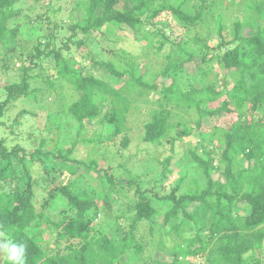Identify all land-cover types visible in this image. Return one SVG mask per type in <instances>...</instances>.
<instances>
[{
	"label": "trees",
	"instance_id": "trees-1",
	"mask_svg": "<svg viewBox=\"0 0 264 264\" xmlns=\"http://www.w3.org/2000/svg\"><path fill=\"white\" fill-rule=\"evenodd\" d=\"M19 1L0 0V43L7 49L15 44L18 36V25H12V19L20 15V10L14 9ZM190 1L71 0L68 10L71 33L63 40L65 47L54 45V36H51L35 43L32 52H9L0 57L2 71L15 68L14 64L18 61L21 63H17L19 79L2 86L5 97L0 100V117L10 101L32 93L29 79L35 75L31 76L29 71L44 58L54 70L41 71L46 76L44 82L48 87L55 88L56 84L65 82L73 90L80 91L68 107L79 127L86 120L101 116L99 120L107 122L110 127L109 138L127 129V112L138 100L137 96H144L142 101L148 103L153 91L159 96L149 110V118L143 121L141 140L145 142L170 143L172 146L178 138L190 136L192 126L177 119L179 111L193 109L195 128H199L206 119L212 122L213 115H222L223 112H234L236 115V120L227 126L218 124L208 131L199 132L207 141L198 139L197 143L202 147L200 154L194 148L189 151L197 172L194 190L180 192V185L176 184L169 193L159 195L161 199L172 201V206L163 217H158L152 200L136 188L137 200L130 205L134 212L129 216V227L125 231L119 228L101 234H95L94 228L96 217L106 215L111 208L109 195L113 181L107 176L104 178L106 183L101 182L102 188L99 189L92 185H79V180L74 179L70 183L56 184L46 191L44 205L54 198L55 191L66 198L71 211L66 219L53 221L36 207V188L45 189L54 181L49 175L55 168L49 169L48 162L66 167L71 173L76 172L75 168L79 165L84 169V172L77 173L81 176L90 170L96 171V175L103 171L96 161L76 160L69 154L71 148L46 150L43 148L44 138L31 150H24L18 145L9 149L1 136L0 230L5 231L14 242L26 244V264H121V257L126 251L142 249V244L135 240L132 233L138 222L143 220L151 225H165L171 218H174L171 227L175 236L180 237V232L187 229H193L194 235L181 238L187 242L184 260L179 258L178 249L167 247L172 256L170 264H196L199 259L205 264H264V116L257 120L253 116L259 106H264V0H247L249 8L259 15L261 22L252 17L237 18L231 23L229 34H224L223 25L217 19L219 40L211 46L213 52L210 56L205 50L209 46V34L205 33L202 36L205 41L195 39L198 45L193 48H188V41L179 40L176 45L180 49V57L166 64L165 70L172 68V73L175 71L176 74L184 62L196 55L204 64L214 61L227 72H232L234 82L226 90L216 89L213 83L185 90L172 73L168 82L158 83L159 73L147 74L146 71L147 79H144V72L133 62L127 63L129 67L126 69H116L109 61L90 64L75 58L78 54L83 58L82 52L76 51H81L86 44L84 36L103 28L123 29L124 25L138 40L154 33L161 46L168 41L163 29L171 25L170 20L176 21L186 32L196 21L207 25L204 8L208 7V12L209 3L205 4V0H200L199 4L193 2L192 7H196L193 12ZM34 2L42 3L46 14L61 9L60 5L55 7L59 0ZM162 13L169 14L170 20L161 18ZM245 26H256V30L251 35H244ZM73 46L74 52L71 50ZM63 49H67L68 53L64 54ZM94 64L105 66V76L92 71ZM206 67L201 73H207ZM119 80L122 84L115 87V81ZM108 100L110 108L102 115V107ZM213 101H217V105L212 107L210 103ZM169 104L175 107L174 122L171 121L174 109ZM24 113L23 109L18 111L13 122L20 124L19 118ZM0 125H4L1 120ZM92 141L95 144L101 142L98 139ZM118 142V147L124 148L129 143V137L125 135ZM110 143L115 144V140ZM57 158L59 161H55ZM34 162L42 167V177L34 176L30 168ZM161 163L168 164L169 156ZM163 171H157L158 178L164 176ZM130 183L131 180L126 184ZM48 223L56 227L55 244L62 239L70 240L66 244L68 251L56 250L48 255L44 249L48 244L42 238ZM203 231L208 234L205 241L199 234ZM165 233L168 234L169 230ZM74 238L78 239L75 244L72 241ZM194 244L196 246L191 247ZM155 263L162 262L145 264ZM2 264H10L4 255Z\"/></svg>",
	"mask_w": 264,
	"mask_h": 264
},
{
	"label": "rangeland",
	"instance_id": "rangeland-1",
	"mask_svg": "<svg viewBox=\"0 0 264 264\" xmlns=\"http://www.w3.org/2000/svg\"><path fill=\"white\" fill-rule=\"evenodd\" d=\"M193 2L199 4L200 0L190 1L191 11L194 12L196 7H192ZM204 3H209V11H206L208 7L204 8L205 20L208 24L205 25L201 21H196L189 27L188 32L184 31V28L179 26L176 21L170 20L169 14L162 13L160 17L170 20L171 25H167L163 29L168 41L161 46H159L160 42L154 33L149 34L145 39L138 40L131 29L123 25V29L114 27L107 30L103 28L86 34L84 36L86 44L82 46V50L77 49L76 51L74 46L71 50L82 52L83 58L79 54L75 58L83 63L92 64L103 60L114 63L116 69H126L129 67L128 64L133 62L144 72V79H147L145 75L147 71V74L159 73V76H157L158 83L168 82L172 68L166 71L168 68L165 70V67L168 61H175L180 57V49L176 45L179 40L188 41V48H193L198 45L197 40L205 41L202 36L208 33L210 42L205 50L208 52L207 55L210 56L213 52L211 46L219 40L217 32L218 18L223 25L224 34H229L230 25L237 18L252 17L261 22L259 15L249 8L247 0H205ZM41 4L34 2V0H20L14 5V9L20 10V15L16 19H12V25H18V36L15 39V44L9 45L8 49L0 43V57L9 52H32L35 43L51 36H54V45L65 47L64 41L71 33L68 28V22H70L68 10L71 0H59L55 7L60 5L61 9L50 14L45 13L46 8ZM255 30L256 26H245L242 32L244 35H251ZM195 39L197 40L195 41ZM12 48L13 50L10 51ZM63 50L64 54L68 53L67 49ZM17 63L20 62L14 64L16 69L10 68L6 71L0 69V100L5 97L2 86L16 81L20 77ZM38 65L41 66L37 67ZM205 67L207 73H201ZM43 70L44 72H54L45 58L33 67L32 71H29L31 76L35 75V77L29 79V89L32 93L28 97H20L10 101L4 110V115L0 117V120L4 122L3 126H5L0 125V137L5 138V145L9 149L14 145H18L23 147L24 150H31L38 145L41 138H44L43 148L46 150H51L53 147L64 150L71 148L69 153L71 157L76 160H94L101 166L103 171L100 170L98 175H96V171L90 170L81 176H77V173L84 172V169L79 165L75 168L76 172L71 173L66 167L48 162L47 167L49 169L55 168L49 175L50 177L53 176L54 181L49 183L48 186L46 185L45 189L36 188L37 209L41 210L45 216H49L51 220L58 221L70 216L71 211L66 198L56 191L54 192V198H50L48 204H42L43 198L47 196V190L53 188L56 184L70 183L74 179L79 180V185H92L99 189L102 188L101 182L106 183L104 181L106 176L111 178L113 181L109 195L111 208L106 215L101 214L96 217L95 234H101L109 230L115 231L119 228L125 231L129 227V216L134 212L130 205L137 200L136 188H139L144 195L152 200L156 215L163 217L172 206V201L161 199L159 195L169 193L176 184L180 185V192L195 189L194 178H196L197 172H195V162L189 151L194 148L197 153H201L202 147L197 143L198 139L207 140L199 132L208 131L212 126L218 124L227 126L231 121L236 120L234 112H223L222 115H213L212 122L206 119L199 128H195L194 111L193 109H187L179 111L177 119L192 126L190 136L178 138L172 146L170 143L154 144L142 141L143 121L149 118V110L154 107V100L159 96L158 93L153 91L150 92L148 103L142 101L145 98L144 96H137L138 100L133 102L127 112V129L120 132L118 136L109 138L110 127H108L107 122L99 120L101 116L86 120L79 127V122L73 117L68 107L77 99L80 91L73 90L65 82L61 84L62 86L56 84L55 88L48 87L44 82L46 76L41 73ZM92 71L102 77L106 73L105 66H98L97 64H94ZM40 73L41 75H38ZM172 74L185 90H189L191 87L199 88L209 83L215 84L216 89L226 90L234 82L231 76L232 72H227L214 61L204 64L198 55L190 61L184 62L181 70L177 71L176 74L174 71ZM109 81L111 80L109 79ZM115 82V87L122 84L121 80ZM108 102L109 100L105 102L106 106L102 107V115L110 108ZM210 105L212 107L217 105V101L211 102ZM169 106L174 109L171 118V121L174 122L175 107L173 104H169ZM22 109L25 110V113L19 118L20 124H15L13 119L17 112ZM253 116L255 120L264 116V106H259ZM125 135L129 137L128 145L124 148L118 147V141ZM97 139L101 141L99 144L92 141ZM112 139L115 140V144L110 143ZM213 140L214 138H212ZM166 156H169V163L163 165L161 162L165 161ZM55 161H59V158ZM30 168L35 177H42V167L38 163H32ZM161 169L164 170L162 172L164 176L158 178L157 171H161ZM130 180L133 184L127 185L126 183ZM102 208L104 209V207ZM173 220L174 218H171L165 225H151L143 220L138 222L132 233L135 240L142 244V249L126 251L121 257L123 260L121 264H126V262L127 264H145L153 261L170 264L172 256L167 251L169 246L178 249L179 258L184 260L187 252V242L182 241L181 238L193 236L194 230L187 229L180 232V237L175 236L176 234L171 227ZM166 230H169L168 234L165 233ZM55 232L56 227L51 223H48L43 230L42 238L48 244L44 249L48 252V255L54 254L56 250L62 252L69 250L66 247V244L70 243L68 239H62L55 244ZM199 234H201L204 241L207 240V231L199 232ZM72 241L75 244L78 239L74 238ZM194 246L196 245L194 244L191 247ZM2 260L3 254L0 253V264H2ZM199 263L205 264L202 259L196 260V264Z\"/></svg>",
	"mask_w": 264,
	"mask_h": 264
},
{
	"label": "clouds",
	"instance_id": "clouds-1",
	"mask_svg": "<svg viewBox=\"0 0 264 264\" xmlns=\"http://www.w3.org/2000/svg\"><path fill=\"white\" fill-rule=\"evenodd\" d=\"M26 244L14 242L8 234L0 230V253L10 264H26Z\"/></svg>",
	"mask_w": 264,
	"mask_h": 264
}]
</instances>
